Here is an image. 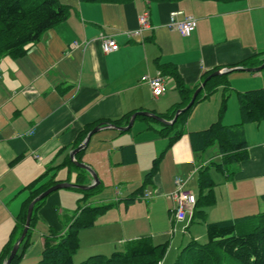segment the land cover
Returning <instances> with one entry per match:
<instances>
[{
  "label": "crops",
  "instance_id": "obj_1",
  "mask_svg": "<svg viewBox=\"0 0 264 264\" xmlns=\"http://www.w3.org/2000/svg\"><path fill=\"white\" fill-rule=\"evenodd\" d=\"M59 2L69 7L66 20L48 29L22 57L0 58V255L35 189L52 180L76 183L79 171L70 163V154L78 147L76 142L87 125L137 111L167 113L183 100L167 66L176 67L192 88L202 82L206 72L235 67L255 54L264 57V0ZM145 10L149 11V27L138 32L139 16ZM176 10L183 11L179 18L197 19L198 26L191 35L184 36L169 26L170 14ZM105 35L118 41L119 50L103 52L101 37ZM159 74L166 90L154 97L142 77ZM227 75L231 88L222 122L235 125L241 122L238 92L264 88V68L232 70ZM226 92L221 86L194 105L186 119L185 133L165 152L146 186L145 191L152 193L147 200L125 201L144 184L154 159L168 145L157 131L162 123L137 116L127 131L105 126L91 136L80 157L99 177L100 189L93 195L101 192L92 200L97 204L89 205L117 204L99 215L94 226L80 231L81 247L74 258L109 255L143 235L154 240L158 229L165 236L174 233L170 230L176 223L171 218L172 201L166 194L176 189V177L183 178L185 188L191 190L190 180L208 163V149L197 154L190 132L206 129L219 119ZM253 124L257 123L244 125L246 135ZM260 125L256 127L259 134L264 131ZM248 145L250 157L234 166L232 177L224 174L225 179L218 183L219 196L213 190L214 203L204 208L207 216L213 210L221 219L264 211L263 194L258 196L264 187V138L252 144L248 141ZM92 181L87 171L85 184ZM61 190L48 195L37 211L33 232L39 233L37 240L42 244L51 228L59 232L66 228L60 218V213L65 215L61 204L82 198ZM142 212L143 216L138 214ZM194 212L195 207L190 224ZM189 214L178 221L182 227L188 223ZM202 235V231L194 234L192 240ZM27 256L22 260L28 262Z\"/></svg>",
  "mask_w": 264,
  "mask_h": 264
},
{
  "label": "trees",
  "instance_id": "obj_2",
  "mask_svg": "<svg viewBox=\"0 0 264 264\" xmlns=\"http://www.w3.org/2000/svg\"><path fill=\"white\" fill-rule=\"evenodd\" d=\"M84 1H121V0H84ZM178 1V0H167ZM217 2H232L239 0H214ZM69 7L63 5L59 0H0V58L10 56L19 58L26 54L31 44L39 41L42 35L58 23L66 20ZM264 63V57L255 54L236 66L253 68ZM175 78L177 89L182 101L174 105L167 113L159 114L167 120H172L176 111L184 108L191 101L192 95L204 81L214 72H206L203 80L195 87H189L176 67L166 68ZM227 73L212 77L207 81L204 88L198 94L195 102L184 113H182L173 125H164L157 131L168 138V145L165 151L153 161V167L145 176L144 184L134 193L125 199L129 204L145 192L146 186L153 180L159 169V164L165 152L169 150L185 133V123L189 112L194 105L214 94L221 86L227 91L219 109V119L213 122L208 128L200 131L190 132V139L193 150L197 154L204 153L210 147L217 145L220 155L219 162H213L218 170H221L227 177L235 174L234 166L247 160L250 157L248 141L244 131V125L248 123H261L264 121V88H256L238 92V102L241 112V122L235 125H226L222 117L227 110L229 100L230 84ZM133 113L120 119H105L90 123L79 135L76 142L79 146L88 133L99 124H114L116 126H127ZM142 119L153 120L148 117L139 116ZM84 149L77 153V160L81 162L80 155ZM78 169L76 183L85 184L87 170L75 165ZM59 183L52 180L49 183L35 189L29 199L25 202L24 212L20 221L15 226L9 242L5 245L0 255V264L9 257L13 245L21 236L27 218L28 206L42 192L49 187ZM216 182L210 176L208 167H201L199 171V196L195 205V212L192 221L195 219H206L205 207L214 203V186ZM100 189V184L89 190H80L83 197L78 200L79 207L72 215H65L61 222L65 230L59 232L54 228L50 229L43 242L42 257L38 262L32 264H77L74 261L75 254L81 247L80 231L95 225L97 217L116 203L104 205H85L86 201ZM53 193V192H52ZM48 197V196H47ZM38 201L34 206L31 226L22 242L18 253L10 264H20L25 253L32 246V232L37 219V211L43 205L45 199ZM264 199V194L262 195ZM207 242L200 243L192 240L181 251L175 264H264V211L255 215H248L234 219H225L206 222ZM168 242L155 243L152 236L143 235L128 241L124 250H115L111 254H92L78 264H161L168 251ZM22 250V252H21Z\"/></svg>",
  "mask_w": 264,
  "mask_h": 264
},
{
  "label": "rangeland",
  "instance_id": "obj_3",
  "mask_svg": "<svg viewBox=\"0 0 264 264\" xmlns=\"http://www.w3.org/2000/svg\"><path fill=\"white\" fill-rule=\"evenodd\" d=\"M150 121H154V120H150ZM155 124L158 125L159 123H155ZM257 124H253V126H251L252 127L251 130L249 132H247L246 138L250 144L254 143L256 140H259V138H264V131L262 130L261 134H259V132L256 129ZM260 124H261L260 127H264V121H262ZM244 129H245V127H244ZM250 132H253V134L250 135ZM164 139L167 141V144H168V141H169L168 138L165 137ZM218 154H219V151H218L217 145L210 147L207 150V154L205 155L206 160L208 161V163L206 164L205 167L206 168L208 167V172H209L210 176L216 182L214 189L217 192V195L219 196L221 184H218V183H221L225 179V176L221 170L217 169V166L215 165V163H213V162H219L220 161V157L218 156ZM188 186H189L188 188H191V190L195 193V195L198 198L199 191H200L199 190V173H195L193 180H190V183ZM61 191H66L68 193L70 191L71 193H77V195H80L83 197V192L79 191V190L64 188ZM100 192L86 198L87 199L86 201L81 202V206H85L87 204H93L92 200L93 199L96 200L95 196H98ZM262 194H264V187L262 188V193H260L258 196H260ZM104 203L108 204L107 202H104ZM114 203H116V202H114ZM95 204H97V202L94 203L93 205H95ZM99 204H102V203H99ZM142 204H144L145 206L147 205V203H145V202H142ZM102 205H104V204H102ZM61 207H62L63 213L65 215L66 214L72 215L77 211V209L79 207L78 199L74 198L72 201H70L68 199L66 201L65 205L61 204ZM170 208H172V205L170 206ZM260 210H262V209H260ZM143 211L145 212V209H143ZM255 212L260 213L259 210H256ZM138 214L143 216V212L138 213ZM65 215H61V213H60V218H64ZM171 218H172V220H174V216L172 215V213H171ZM225 219H229V218L224 217L221 219L219 217V215L217 214L216 210H213L207 216V218L205 220L197 218L191 224H190L191 216L189 215L188 223L186 224L185 227H182L181 224L178 221H176V223L174 224L175 227H171V229H170V230L174 231V233L173 234L169 233L167 236L163 235V232L159 231L162 229L157 230L156 228H153L152 230H157V231H155V238H154L155 243H162V242H167V241L169 242L167 254H166L165 258L163 259V261L161 262V264H175L176 261L178 260L179 256H180L182 249L187 244H189L190 240H192V238H193L192 235H194V234H200L202 231V233H203L202 237L198 238L197 240L200 243L207 242L208 238H207V232H206V222H212L213 220L214 221L215 220H217V221L218 220H225ZM147 221H148V217H147ZM34 233H35V231L33 232V235H32L33 245L31 247V249L29 251H27L25 254V255H29V256H27L28 257L27 259L29 261L27 262L24 259L21 261L20 264H32L33 262H38L42 257L43 244L41 241L37 240V237H39V233H37L35 235H34ZM159 240H163V241H159ZM21 252H22V250H21ZM89 256L90 255H85L83 257H77L76 256L74 258V261H75V263L78 264L82 260L88 258ZM31 260H33V261H31Z\"/></svg>",
  "mask_w": 264,
  "mask_h": 264
},
{
  "label": "built area",
  "instance_id": "obj_4",
  "mask_svg": "<svg viewBox=\"0 0 264 264\" xmlns=\"http://www.w3.org/2000/svg\"><path fill=\"white\" fill-rule=\"evenodd\" d=\"M183 14L182 10H176L170 14L169 26L172 29L179 30L182 35H191L198 26V21L194 16H184L179 18ZM139 21L141 23V28L138 32L142 31L143 28L149 27V11L145 10L139 16ZM78 43H76L77 45ZM101 47L104 53H111L119 50L120 44L113 36H102L101 37ZM143 81H147L152 89L154 97H159L165 93L166 87L163 81L162 75H157L151 78L149 75H144L142 77ZM176 189L170 193L166 194V197L172 201L171 212L174 216V220L183 221L185 220L188 213L192 214V210L196 205L197 197L195 193L187 188H185L186 181L181 177L175 178ZM150 191H145L141 195V199H149L151 197Z\"/></svg>",
  "mask_w": 264,
  "mask_h": 264
},
{
  "label": "water",
  "instance_id": "obj_5",
  "mask_svg": "<svg viewBox=\"0 0 264 264\" xmlns=\"http://www.w3.org/2000/svg\"><path fill=\"white\" fill-rule=\"evenodd\" d=\"M263 68H264V63H262L260 66L253 67V68H243V67L235 66V67L220 68V69L215 70L214 72H212L210 75H208L204 79V81L200 84L199 87H197V89L193 93L191 101L188 103V105L186 107L180 108L176 111L174 118L172 120H167V119L163 118L162 116H160L156 113H153L151 111H137L131 115L129 123L127 126H116L114 124H104V125L99 124V125L95 126L88 133L85 140L77 148L73 149L71 154H70L71 160H72V162L75 163L76 166L83 168L89 172V174L93 178L92 183H90V184H79V183H74V182H59V183L49 187L47 190H45L40 195H38L35 199H33L28 206L27 218H26V223H25L23 232H22L21 236L19 237V239L16 241V243L13 245L11 253H10L9 257L7 258V260L4 262V264H10L12 262V260L14 259L15 255L18 253L20 246H21L22 242L24 241V239L28 233V230L31 226V220H32V216H33L34 206L38 201L44 199L45 197L50 195L52 192L57 191L59 189L77 188V189H81V190H89V189L96 187L100 183V180H99L97 173L89 165H87L83 162H80L76 159L77 153L86 148V146H87V144H88V142L91 139V136L93 134H95L101 128H103L105 126L113 127V128L120 130V131H127L134 125V122H135L137 116H146L149 118H153V119L159 121L160 123H162L164 125H173L177 121L178 117L182 113L186 112L191 107V105L195 102L198 94L201 92V90L206 85L207 81L210 80L212 77L228 73L229 71H232V70L241 69V70H247V71H258V70H261Z\"/></svg>",
  "mask_w": 264,
  "mask_h": 264
}]
</instances>
